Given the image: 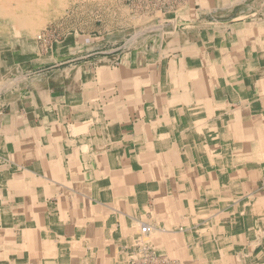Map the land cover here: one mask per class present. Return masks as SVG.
<instances>
[{
	"label": "crops",
	"instance_id": "1",
	"mask_svg": "<svg viewBox=\"0 0 264 264\" xmlns=\"http://www.w3.org/2000/svg\"><path fill=\"white\" fill-rule=\"evenodd\" d=\"M97 14L0 64V264H264V0Z\"/></svg>",
	"mask_w": 264,
	"mask_h": 264
},
{
	"label": "bare ground",
	"instance_id": "2",
	"mask_svg": "<svg viewBox=\"0 0 264 264\" xmlns=\"http://www.w3.org/2000/svg\"><path fill=\"white\" fill-rule=\"evenodd\" d=\"M66 1L67 0H0V39H12L14 42L11 44L13 48L15 47L16 55L26 51L27 54L33 55L37 52L35 46L36 39L34 36L40 30L41 26L45 24V9L48 7L51 11L59 13L60 8L66 5ZM57 2L58 6L60 5V8L58 7L59 9L54 8ZM41 37L42 36L39 38ZM1 42L2 45H6L3 41ZM28 58L30 57L26 56L24 59ZM262 232H264V230Z\"/></svg>",
	"mask_w": 264,
	"mask_h": 264
},
{
	"label": "rangeland",
	"instance_id": "3",
	"mask_svg": "<svg viewBox=\"0 0 264 264\" xmlns=\"http://www.w3.org/2000/svg\"><path fill=\"white\" fill-rule=\"evenodd\" d=\"M104 5H116V0H67L66 5L65 6L63 5V7L61 8L59 7L60 5L58 6V2H57L54 8L56 9L60 8L59 13L53 12L47 7V9H45L46 11H44V15H46L45 24L41 26L40 30L34 36L36 39V44H35L36 50L38 51V47L41 46V41H43L44 39L47 40L48 38L47 34L49 32L53 34L55 32L61 33L76 29L80 31V29L81 28L84 29L85 26L86 27L88 26L90 28L96 25L98 18L97 10ZM51 29H57V30L51 31ZM38 36L39 37L42 36V37L39 38ZM1 41H3V43H6V45H2ZM13 42L14 41L12 39H8V40L0 39L1 65L15 64L17 63L19 58L24 57L22 54H17V55L15 54L16 52L15 47L13 48L11 44ZM38 55L39 52L33 54V56H38ZM28 59L22 60V62L26 63L27 66L30 65Z\"/></svg>",
	"mask_w": 264,
	"mask_h": 264
},
{
	"label": "built area",
	"instance_id": "4",
	"mask_svg": "<svg viewBox=\"0 0 264 264\" xmlns=\"http://www.w3.org/2000/svg\"><path fill=\"white\" fill-rule=\"evenodd\" d=\"M144 1V0H141ZM150 1V0H148ZM156 5H166L171 0H151ZM149 226L145 225L143 227V231H148ZM165 262V259H162V257L157 258L156 252L151 251V249H142V256L139 255L137 259H133L130 261L129 264H163Z\"/></svg>",
	"mask_w": 264,
	"mask_h": 264
}]
</instances>
